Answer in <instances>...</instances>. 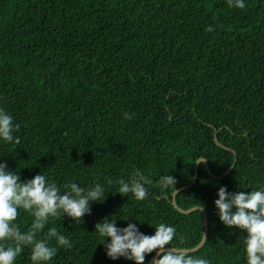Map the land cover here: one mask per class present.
<instances>
[{
  "label": "trees",
  "instance_id": "1",
  "mask_svg": "<svg viewBox=\"0 0 264 264\" xmlns=\"http://www.w3.org/2000/svg\"><path fill=\"white\" fill-rule=\"evenodd\" d=\"M243 2L0 0V109L20 139H0V163L21 182L41 173L61 192L69 183L105 189L82 222L50 218L37 239L56 227L72 247L48 264H134L107 257L95 232L105 219L149 236L165 223L176 229L169 247L195 248L202 213H179L167 200L174 190L158 181L189 185L200 158L209 171L199 163L196 183L176 198L207 211V242L191 255L247 264L246 233L225 227L214 206L220 187L264 191V0ZM137 170L152 181L139 201L116 183ZM33 219L20 209L14 223L24 232ZM14 264H32L30 246Z\"/></svg>",
  "mask_w": 264,
  "mask_h": 264
},
{
  "label": "clouds",
  "instance_id": "2",
  "mask_svg": "<svg viewBox=\"0 0 264 264\" xmlns=\"http://www.w3.org/2000/svg\"><path fill=\"white\" fill-rule=\"evenodd\" d=\"M229 7L243 9V0H227ZM209 27L206 31H212ZM125 119H132L129 113ZM19 125L13 124L12 117L0 109V139L7 143H20L19 137L13 133ZM200 159L196 163L200 162ZM109 184L113 183L111 180ZM118 193L126 196L131 193L136 200L148 197L146 185L151 184L149 177L137 170L130 174L126 181L120 179ZM176 180L171 175L162 176L159 187L162 190L175 191ZM61 189L55 182L37 174L32 179L21 182L16 172L8 171L7 165L0 163V264H14L25 246L31 247L32 264H48L56 255L58 248L72 247L71 241L56 227H51L42 239H37L50 218L67 216L75 222L90 213V204L106 198L105 189L99 183L90 188H83L76 183ZM214 206L218 210L220 222L227 228H236L246 233L245 252L247 264H264V191H237L229 193L225 187L217 192ZM30 213L34 219L30 228L22 232L14 222L19 216V210ZM199 213L203 211L200 204ZM234 209V211H233ZM95 232L104 238L103 246L106 255L111 260L121 257L133 261L134 264H144L145 257L156 252L149 264H210V261L193 256L189 252L176 247H169L176 236V229L165 223L155 227L154 235L140 233L136 224L129 223L127 227L118 228L116 220L105 219L95 224ZM204 241L207 242L206 237ZM109 242L105 244V240ZM55 241V246L52 241Z\"/></svg>",
  "mask_w": 264,
  "mask_h": 264
},
{
  "label": "water",
  "instance_id": "3",
  "mask_svg": "<svg viewBox=\"0 0 264 264\" xmlns=\"http://www.w3.org/2000/svg\"><path fill=\"white\" fill-rule=\"evenodd\" d=\"M214 142L216 143L217 146H219V147H221V148H223V149H225V150L230 151L228 148H226V147L222 146L221 144H219L218 139H217V132L214 133ZM200 159H203V158H200ZM200 159H199V160H200ZM199 163H203V164L205 165V170H206V171H209V169H208V165H207V161H206L205 159H204V160H201V161L198 162V163H196L195 166H194L193 179H192L191 183H190L189 185L185 186V187H181L180 189L175 190V191L172 193L171 199H168V198H167V200L171 203V205L173 206V208H174L175 210H177L179 213L184 214V215H188V214H190V213H192V212L199 211L198 208H199L200 206H196V207L190 208V209H188V210H183V209H181V208L177 205V203H176V198H177V196H178L181 192L190 189V188H191L192 186H194V184L196 183V181H197V176H198V174H197V169H198V165H199ZM234 165H235V162L233 163V165H232V166H231V167H230L225 173H223V174H222L221 176H219V177H215V176H213V175H211V174H210V175H211L212 178H214V179H219V180H220V179L224 178L226 175L229 174V172H230L231 169L234 167ZM201 213H202V217H203V220H202V225H203L202 239H201L200 243H199L195 248H192V249H182V250H185V251L189 252V254H191V253H195V252H197L198 250H200V249L204 246V244H205V241H204L203 236L207 238V234H208V215H207V211H206V209L203 208V211H202ZM154 258H156V253H155V255H154Z\"/></svg>",
  "mask_w": 264,
  "mask_h": 264
}]
</instances>
